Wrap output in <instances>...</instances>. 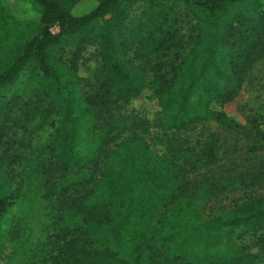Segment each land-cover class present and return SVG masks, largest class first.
I'll return each instance as SVG.
<instances>
[{
  "label": "trees",
  "instance_id": "obj_1",
  "mask_svg": "<svg viewBox=\"0 0 264 264\" xmlns=\"http://www.w3.org/2000/svg\"><path fill=\"white\" fill-rule=\"evenodd\" d=\"M35 1L42 9L38 22L0 10V98L23 74L38 81V97L49 100L44 111L55 113L58 125L55 138L41 148L57 170L86 169L62 177L44 193L51 232L34 255L25 252L30 264H255L259 252L264 254V196L212 217H204V204H198L214 194L209 179L192 181L218 159L214 137L201 149L187 138L170 137L163 153L136 139L102 154L111 142L114 110L146 89L157 96L169 129L214 119L264 139L256 123L246 129L209 108L214 100L234 99L254 65L264 60V6L242 14L232 8L242 0H148L159 10L144 23L151 26L140 40L139 56L151 53L154 59L138 64L119 36L142 0ZM178 4L198 20L197 42L186 54L178 51L180 39L168 16ZM90 44L98 45L101 64L95 89L84 91L76 66L62 62L59 52ZM12 109L8 103L0 115V218L24 196L4 166L18 143L9 131L20 121L5 120ZM101 120L107 123L95 133ZM40 171L37 166L29 176ZM37 204L31 199L30 210ZM3 242L0 237V252Z\"/></svg>",
  "mask_w": 264,
  "mask_h": 264
},
{
  "label": "rangeland",
  "instance_id": "obj_2",
  "mask_svg": "<svg viewBox=\"0 0 264 264\" xmlns=\"http://www.w3.org/2000/svg\"><path fill=\"white\" fill-rule=\"evenodd\" d=\"M260 5L264 6V0H242L232 8H238L243 14ZM0 10L18 20L33 22H38L42 13L35 0H0ZM158 10L159 7L150 8L148 0L140 1L133 7L120 32V41L129 47V56L134 57L138 64H145L151 56V53L139 56L140 40L147 36L151 26H144L146 19ZM168 16L173 20V27L180 39L178 51L180 49L186 54L197 42L198 20L188 7L181 4L175 6ZM52 31L57 33L59 29L54 27ZM59 54L62 62L76 66V75L83 90L93 91L96 71L101 64L98 45L90 44L78 51L76 45H69ZM172 55H169V61L175 57L174 53ZM151 57L154 59V56ZM251 72L234 99L225 103L214 100L209 108L211 111L224 112L246 129H253L254 123L264 129V60L254 65ZM38 89L39 82L30 81L23 74L11 90L0 98V115L4 107L11 103L12 112L5 120L9 124L15 118L20 121V126H13L9 131L12 140L18 143L12 146L11 158L4 161V166L14 186L20 188L21 193L24 192V196L0 218V237H4L0 264L31 263L25 252L34 255L51 232L52 215L44 193L62 177L86 169L57 170L52 158H48L47 150L41 148L55 138L58 125L56 114L47 115L44 111L49 100H45L42 95L38 97ZM113 114L115 121L110 122L111 129L107 136L111 137V142L103 150V156L121 142L136 139H142L152 146L156 144L155 148L160 153L165 151L166 141L170 137L187 138L190 146L196 149H201L212 137L216 139L218 159L200 170L197 178L192 180L195 183H204L207 179L213 182L211 189L214 194L198 201V204H204V217L225 214L237 204L264 196V139L255 132L249 134L246 131L229 130L214 119L194 122L181 130L169 129L161 121L159 100L149 89L116 108ZM106 123L104 120L99 121L95 125V133H99ZM12 158L14 162L10 164ZM37 166H41L40 173L29 176ZM31 199L38 201L33 210H30ZM8 233L15 235L12 237ZM247 239L251 240L252 237L249 235ZM254 250L258 252L259 247ZM258 257L255 264H264L263 252H259Z\"/></svg>",
  "mask_w": 264,
  "mask_h": 264
}]
</instances>
